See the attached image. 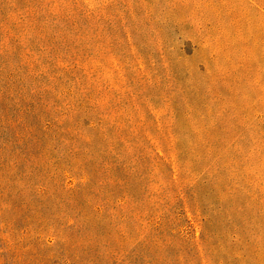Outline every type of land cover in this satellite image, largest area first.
<instances>
[{
	"label": "rangeland",
	"instance_id": "374dc122",
	"mask_svg": "<svg viewBox=\"0 0 264 264\" xmlns=\"http://www.w3.org/2000/svg\"><path fill=\"white\" fill-rule=\"evenodd\" d=\"M0 264H264V0H0Z\"/></svg>",
	"mask_w": 264,
	"mask_h": 264
}]
</instances>
